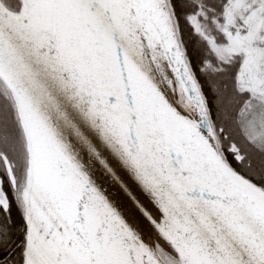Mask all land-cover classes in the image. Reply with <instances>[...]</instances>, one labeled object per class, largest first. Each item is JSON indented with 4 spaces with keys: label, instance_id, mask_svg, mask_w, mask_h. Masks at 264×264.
<instances>
[{
    "label": "snow or ice",
    "instance_id": "snow-or-ice-1",
    "mask_svg": "<svg viewBox=\"0 0 264 264\" xmlns=\"http://www.w3.org/2000/svg\"><path fill=\"white\" fill-rule=\"evenodd\" d=\"M0 264H264V0H0Z\"/></svg>",
    "mask_w": 264,
    "mask_h": 264
}]
</instances>
